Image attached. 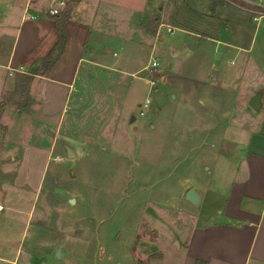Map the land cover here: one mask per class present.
<instances>
[{"label": "rangeland", "instance_id": "1", "mask_svg": "<svg viewBox=\"0 0 264 264\" xmlns=\"http://www.w3.org/2000/svg\"><path fill=\"white\" fill-rule=\"evenodd\" d=\"M111 1L117 2L113 34L135 33L131 20L137 8L143 10L140 2L153 10L139 16L144 42L118 51L117 58H133L134 73L120 65L110 70L90 63L73 99L62 112L53 107L51 124L42 134L37 129L32 141L35 119L28 114L44 102L34 76L2 97L15 110L8 107L2 117L9 127L0 122V190L7 191L0 210L5 257L0 264H165L172 252L166 239L194 224L198 210L209 220L214 216L206 211L207 198L194 203L185 196L187 189L191 183L201 192L206 186L209 205L221 202L240 144L242 129L234 126L259 113L249 99L255 91L264 92L262 6L225 2L226 22L197 18L180 4L179 23L172 19V0H163L165 21L159 25L148 0ZM20 2L0 0V62L17 32L18 54L26 42L31 44L33 16L26 11L22 19ZM4 72L0 63V79ZM165 72L170 77L163 78ZM192 79L205 81L206 91L193 92ZM146 98L150 102L143 108ZM132 113L136 118L130 121ZM226 124L231 127L223 146L232 158L227 162L211 151L200 154L209 144L202 142L207 132L221 133ZM58 247L60 258L49 253Z\"/></svg>", "mask_w": 264, "mask_h": 264}, {"label": "crops", "instance_id": "2", "mask_svg": "<svg viewBox=\"0 0 264 264\" xmlns=\"http://www.w3.org/2000/svg\"><path fill=\"white\" fill-rule=\"evenodd\" d=\"M154 1L148 0V5L158 12L154 18L159 17V25H161L165 21V15L162 14L163 0H156V4ZM172 2L174 4L172 19L175 22L182 23L175 17L177 5L180 4L194 13L197 18L210 16L212 21L221 19L229 22L227 20L229 17L224 13L228 3L217 4L214 0H172ZM140 3L144 5L143 10L140 11V7L137 8V15L131 20L135 33L126 32L127 34L120 35L117 32L115 34L110 32L117 27V2L111 0H47L45 3H33V0H21L19 11L21 9L22 19L26 16V11H31L33 16L28 32L31 44L28 45L26 42L18 54L16 49L18 32L14 35V42L8 57L4 62H0L5 69L4 78L0 79V101L7 90H13L16 87L17 72H27L39 57L46 55L55 46L59 38L56 25L58 17L64 18L66 31L65 46L50 72L35 74L32 80L34 84L39 85L44 102L39 110L28 114L29 120H32V117L35 119V124L31 121L33 129L30 141L36 138L39 132L37 129L42 130L40 131L42 134L45 131V125L51 124L49 122L52 119L54 108L62 112L66 102L70 103L74 94L78 92L81 73L90 63L110 70H115L120 65L126 69L127 73L135 72L133 69L136 65L133 62L131 64L133 58L128 62V59L117 58V55L118 51L121 52L129 43L141 45L144 42L142 34L144 25L139 21V16L153 10L150 8L145 10L146 1ZM50 6H57L60 13H49ZM130 10L134 9L130 8ZM214 26L212 33L218 39L217 28L216 25ZM106 30L109 32L106 33ZM225 37L230 36L226 34ZM145 65L142 68L145 69ZM163 76L165 79L170 77L168 72H165ZM206 84L201 79H192L189 85L195 92L200 87L203 88L200 90L206 91ZM4 107L0 122L9 127V123L2 120V117L8 107L15 109L9 103H6ZM211 126L214 127V125ZM230 127L229 124L222 125L221 133L207 132L202 142L209 144L198 152L204 154L203 152L211 151L216 157L221 156L222 160L231 159V153L227 152L228 147L223 146L225 142H228L225 134ZM234 127L237 130L242 129L240 138L237 140L240 144L233 153L235 160L234 163H230L229 180L225 184L221 202L214 208L209 205L208 199L211 196L206 186L201 192L195 184L190 185L197 191L201 204L207 198L206 211L209 214H211L210 211L214 213L213 219H207V216L198 210L195 213L194 224L180 231V235L174 237L173 240L166 239L169 242L166 244L168 252H172L168 253L165 264H195L197 260H205L207 264H264V92L261 95L259 113L252 119ZM196 158L198 162L202 161L198 153ZM6 197L7 191L3 190V203ZM172 243L177 247L176 249L171 250L169 244ZM1 248L0 258L3 259L5 257L1 254ZM174 252H177V257L174 256ZM49 253L55 255L54 251H49ZM39 257L42 258L40 255ZM44 259L46 258H42Z\"/></svg>", "mask_w": 264, "mask_h": 264}, {"label": "trees", "instance_id": "3", "mask_svg": "<svg viewBox=\"0 0 264 264\" xmlns=\"http://www.w3.org/2000/svg\"><path fill=\"white\" fill-rule=\"evenodd\" d=\"M215 3H225V0H214ZM56 25L58 29L59 38L55 46L44 56L39 57L32 66V70L27 72H17L18 83L16 85L17 90L21 84L28 85L31 78L35 74H48L56 61L59 59L60 54L63 51L66 42V31L64 27V18L58 17L56 19ZM13 91V92H14ZM6 102L0 101V116L2 115L3 108ZM195 264H207L205 260H197Z\"/></svg>", "mask_w": 264, "mask_h": 264}, {"label": "water", "instance_id": "4", "mask_svg": "<svg viewBox=\"0 0 264 264\" xmlns=\"http://www.w3.org/2000/svg\"><path fill=\"white\" fill-rule=\"evenodd\" d=\"M188 45L190 47H193L194 46V43H188ZM214 73H216L217 71L216 70H213ZM261 95H262V92L260 90L258 91H255L254 94L251 95L250 99H249V105L251 107H253L254 109H258L261 105ZM136 116L135 114H131L129 116V120L130 121H133L135 120ZM71 155V153H70ZM185 196L190 199L192 202L196 203L197 199L199 200V196H198V193L197 191L194 189V187H189L186 191V194ZM2 201V191H0V202ZM54 254L56 257H60L61 256V248L58 247L54 250Z\"/></svg>", "mask_w": 264, "mask_h": 264}, {"label": "built area", "instance_id": "5", "mask_svg": "<svg viewBox=\"0 0 264 264\" xmlns=\"http://www.w3.org/2000/svg\"><path fill=\"white\" fill-rule=\"evenodd\" d=\"M225 1L226 2L229 1V2L233 3L234 5H237L240 8H243L244 2H252V3H254L256 5H260L264 8V0H238V1H236V0H225ZM48 12L51 14H59V8L57 6H50L48 9ZM261 15H264V14H261ZM254 18H257V17H254ZM173 29H174L173 26L167 25V30L172 32ZM150 64L152 67H156V65H157L156 59H153ZM149 102H150V99L146 98L143 102V105H142L143 108H147ZM141 113H142V110H141ZM3 207H4L3 203H0V210L3 209Z\"/></svg>", "mask_w": 264, "mask_h": 264}, {"label": "bare ground", "instance_id": "6", "mask_svg": "<svg viewBox=\"0 0 264 264\" xmlns=\"http://www.w3.org/2000/svg\"><path fill=\"white\" fill-rule=\"evenodd\" d=\"M0 203H2V201Z\"/></svg>", "mask_w": 264, "mask_h": 264}]
</instances>
